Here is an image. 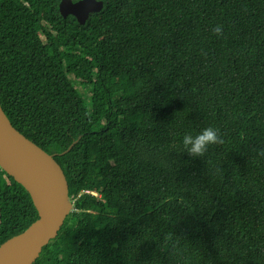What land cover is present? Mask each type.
<instances>
[{"label": "trees", "instance_id": "trees-1", "mask_svg": "<svg viewBox=\"0 0 264 264\" xmlns=\"http://www.w3.org/2000/svg\"><path fill=\"white\" fill-rule=\"evenodd\" d=\"M59 1L0 0V106L73 205L33 264H264V0ZM36 219L0 169V244Z\"/></svg>", "mask_w": 264, "mask_h": 264}, {"label": "water", "instance_id": "water-1", "mask_svg": "<svg viewBox=\"0 0 264 264\" xmlns=\"http://www.w3.org/2000/svg\"><path fill=\"white\" fill-rule=\"evenodd\" d=\"M101 8L100 0H60L58 3L61 17L71 15L80 25ZM0 169L24 188L37 213V219L24 231L0 244V264H33L42 248L56 237L73 205L68 197L67 181L54 155L20 134L1 106Z\"/></svg>", "mask_w": 264, "mask_h": 264}, {"label": "clouds", "instance_id": "clouds-1", "mask_svg": "<svg viewBox=\"0 0 264 264\" xmlns=\"http://www.w3.org/2000/svg\"><path fill=\"white\" fill-rule=\"evenodd\" d=\"M212 31L218 37L223 36L222 25H216L212 29ZM224 142L225 141L222 138L220 130L211 126L204 128L195 135L187 133L182 138V143L185 151L189 156L192 157H204L211 145L223 144ZM258 155L264 157V149H261L258 152ZM85 193L89 192L85 191ZM90 193L95 195V193L93 192Z\"/></svg>", "mask_w": 264, "mask_h": 264}, {"label": "rangeland", "instance_id": "rangeland-1", "mask_svg": "<svg viewBox=\"0 0 264 264\" xmlns=\"http://www.w3.org/2000/svg\"><path fill=\"white\" fill-rule=\"evenodd\" d=\"M81 90H82V89H81ZM81 90H80V91H81ZM111 90H112V91L117 90V86H115V87L112 88ZM82 91H83V90H82Z\"/></svg>", "mask_w": 264, "mask_h": 264}]
</instances>
